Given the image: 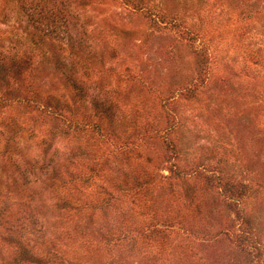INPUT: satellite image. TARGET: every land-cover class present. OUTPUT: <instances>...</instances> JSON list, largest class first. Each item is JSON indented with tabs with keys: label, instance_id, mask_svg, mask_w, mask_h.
<instances>
[{
	"label": "rangeland",
	"instance_id": "374dc122",
	"mask_svg": "<svg viewBox=\"0 0 264 264\" xmlns=\"http://www.w3.org/2000/svg\"><path fill=\"white\" fill-rule=\"evenodd\" d=\"M69 1L89 26L90 56L86 100L70 106L97 121L95 99L107 100L123 147L50 138L52 122L35 126L33 109L0 106L5 224L59 264H264V0ZM21 3L0 0V58L29 55L42 91L72 100L76 35L32 27ZM100 156L111 164L100 184L117 199L92 216L98 185L81 193L51 176L85 172ZM218 176L243 188L240 202L224 199ZM126 231L131 239H117ZM13 249L0 238V264Z\"/></svg>",
	"mask_w": 264,
	"mask_h": 264
},
{
	"label": "trees",
	"instance_id": "16d2710c",
	"mask_svg": "<svg viewBox=\"0 0 264 264\" xmlns=\"http://www.w3.org/2000/svg\"><path fill=\"white\" fill-rule=\"evenodd\" d=\"M21 1V11L27 15L28 22L30 25L40 31L47 30L49 26H55L60 29L65 28L69 32L76 35V39L72 37L71 44L77 49L71 51L70 57L74 58L76 72L82 69L80 80L74 78L73 76L69 79L71 82V87L74 91L73 99L67 100L65 97H57L55 95H46L39 83L36 81L34 76V61L28 56L23 57H10L2 56L0 58V106H14L19 109L24 107L31 108L34 111V124L43 125L44 120L51 121L53 128L50 131V138H55L58 135H74L83 136L90 135L96 143V145L106 142L107 144L115 145L118 149H122L123 145L117 140L114 127H112L113 119L116 117V110L112 105L107 104V100L95 99V104L98 108L99 120L94 121L86 115H79V109L74 108L70 104H79L80 100H86L87 90L89 85L87 84L86 72L89 70L90 56L85 54L84 46L88 47L87 38H89V26L87 22L83 19L81 21V15H77L70 8V1L68 0H19ZM76 3L74 8H83L89 0H74ZM131 2L130 0H123ZM131 4H134L131 2ZM136 5V4H135ZM139 9H147L152 18H154L153 11L146 6H139ZM32 21V24H31ZM44 27V28H42ZM126 35L134 34L135 30L124 31ZM75 73V72H74ZM67 109V111H66ZM110 122L105 125V121ZM13 121L7 123L6 128H12V126L21 128V125L12 124ZM111 126V127H109ZM16 128V129H17ZM15 131V130H14ZM18 131V130H16ZM15 131V132H16ZM30 133L34 134V130ZM25 134V133H24ZM11 138L12 135H9ZM42 143L48 145L51 141L47 142L46 139H42ZM118 144V145H117ZM114 147V146H113ZM103 156H100L95 160V164L92 165L87 171L75 172L67 171L65 174L60 172V169L55 168L52 173V184L53 186H58L59 184L64 187L71 188L76 187L81 193L87 190L86 188L93 185H98L102 189L103 202L101 206H94L96 204H91L93 212H90L94 216L98 210L106 211L108 208L112 207L115 203L117 197L108 190V188L100 184L102 180L103 172L107 168H111L109 159L101 161ZM171 173L174 174V178L182 177L184 178V173L176 171V169H170ZM77 171V170H76ZM216 183L213 185L217 189L221 190V195L226 198H231L234 202H240V198L243 195V188L239 189L234 182H223L222 177H216ZM185 179V178H184ZM136 185L133 188L137 190H142L145 186L143 182L138 183L139 179L134 180ZM147 183L149 181H146ZM212 186V184H209ZM138 193V192H137ZM85 197L89 202L93 199L85 194ZM64 199V198H63ZM67 199V198H66ZM69 200V199H67ZM70 201V200H69ZM9 212V209L0 205V226H4V230L0 231V238L3 239L7 244H10L14 249L10 256L3 255V261L1 264H24L25 262H45L50 261L52 257H46L45 255H35L34 251L27 247L23 238V232L21 228L15 227V225H6L3 221L5 215ZM144 233V231H142ZM129 240L132 238L126 231L123 234L118 235L117 239ZM5 257V259H4ZM49 258V259H48ZM54 257L55 264H59ZM62 260V257H61ZM61 262V261H60Z\"/></svg>",
	"mask_w": 264,
	"mask_h": 264
}]
</instances>
